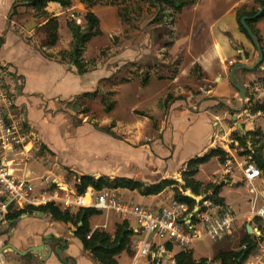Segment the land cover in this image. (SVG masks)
<instances>
[{"label":"crops","instance_id":"crops-1","mask_svg":"<svg viewBox=\"0 0 264 264\" xmlns=\"http://www.w3.org/2000/svg\"><path fill=\"white\" fill-rule=\"evenodd\" d=\"M6 1L2 16L6 21V28L9 27V31H7L6 37L0 36L3 40L0 44V64L10 67L14 72L13 77L18 78L21 82L16 86L18 93L16 96L17 113L23 114L27 122L26 126L31 133L29 144L26 147L7 150L6 160L15 177L21 171L19 167L23 165V161L31 162L41 159L45 166L52 164L53 168L59 172H56L57 176L53 179L48 177L44 179L45 183H41L40 191H47L52 182L69 189V186L64 183L66 178L64 172L66 173V171H70L78 177L88 175L97 179L101 177L125 178L151 186L164 180H180L178 177L186 171L191 160L203 157L217 148L225 151L228 154L227 158L231 156L238 158L240 156L230 149L239 152V144H234L232 135L236 132L242 136L245 135L233 122V116L238 118L246 132H254L260 129L263 133L264 144V114L252 115L250 113L251 95L258 99H256L257 102L264 101V84L260 82L264 79V67L259 69L256 67L254 71L239 69L235 72L234 80L240 84L246 94V101L243 102L239 91L232 84V70L239 64L233 61L235 45L231 44L232 40L229 41L230 44L224 45L217 52V60L213 64L208 65L200 58L196 59L194 63V66L201 67L203 74H205L203 81L213 83L212 88L202 85L201 81L194 76L185 78V74H187L186 62L173 78L165 76L157 79L153 73L146 82H142L140 79L121 78L119 75L116 77L115 84H111L113 80L110 81L112 77L109 75L112 72L108 69L103 70L99 67L93 72L79 75L76 67L62 62L60 55L53 58L46 56L51 53L53 55L59 54L61 50L57 53L53 52V49L57 47L52 50H43L38 44H25L22 38H16L13 34L15 29L13 26L16 22L9 20L15 0ZM1 4L2 0H0V6H2ZM10 36L16 39L17 44L24 47L23 50L19 51V58H16L12 54L14 50L7 46ZM262 37L264 40V31ZM237 40L239 44L243 43V52L250 56L249 60L247 58L246 64L254 67L257 63L250 65L248 62L255 55L259 61L260 53L256 46L253 43L249 44L242 34L235 37L236 42ZM261 49L264 53V43ZM194 66H192L190 73L193 72ZM116 70L119 74L120 68L117 67ZM190 73L188 76L191 75ZM163 78L164 80H161ZM179 82H185V84H178ZM187 85L192 87L194 92L189 91L190 93H187L189 96H185L186 99H175L177 101L169 103L172 104L171 107H164L163 103L167 98L172 99L173 95L175 97L186 95L183 88H186ZM142 92H145L143 96L136 99V95ZM108 93L116 94L117 99L114 103L118 110L127 108L128 113L131 112L130 115H134L135 118L133 119H136L138 112L155 117V125L145 124L148 126L143 130H137L130 123L127 126L124 124V127H120L119 124L117 127L108 128L105 121L101 125L91 122L86 112L84 115L86 121H82L79 125H74L69 119V126L63 124L64 119L61 117L64 116L63 113H58L57 122L52 121L51 109L55 105H62L63 112L67 111L71 115H79L82 113L79 112L81 108L79 100L93 99ZM149 94L152 95L154 101L148 99L152 105L147 108L141 104L146 101L145 97ZM133 97L138 102L134 103ZM165 108L166 117H164ZM244 117L246 118L245 121H243ZM109 129L117 138L103 131ZM215 164H218L217 167L209 174L207 170L210 171L212 169L210 166L213 167ZM204 171L205 174H208V180L205 182L200 179ZM32 175L31 171H27L23 174V178L32 180ZM195 180L202 185L201 190L210 189V193L204 195L207 199L215 191V186L221 187L219 197L225 200L224 206L233 209L239 217L238 230L244 227L245 236H251L249 228L252 229L255 223L252 214V201L254 202L256 199L257 205H264V177L253 185L246 184L242 181V175L238 170L228 175L225 162L222 163L220 158H214L200 167ZM74 185H71L73 190H69L76 192ZM244 187H247L248 202L244 200ZM231 189L235 190L231 191ZM226 190H228L233 203L224 195ZM252 190H255V195L252 194ZM116 192L123 198L126 192L131 191L120 189ZM162 195L154 197L160 198ZM207 199L201 202L202 205ZM173 201L174 198L168 203L161 202L156 206H144L141 203L140 205L158 210L169 207ZM198 206H201L200 203ZM245 207H249V209H245ZM75 212L72 213L75 214ZM40 216H45V218H40ZM48 217V215H30L27 213L14 224L12 234L0 238V255H2L4 264H98L84 250L81 241L75 237L76 229L72 224L55 222ZM93 219L94 217L90 221L93 231L106 230L111 234L107 229V224L93 227ZM222 241L214 243L219 246ZM43 244L49 247V250L45 248L43 255L30 253L23 257L14 250L7 249L12 246L20 252H26ZM167 244L156 245L154 248L155 257L150 256L148 258L158 259L164 254H169L170 263L175 264L174 257L177 254H174V246L172 245L173 251L169 252L166 250ZM75 247H78L79 254L73 251ZM50 248L53 250L51 255ZM217 252H215L214 257ZM123 255L126 256L127 254L124 253L119 257L120 264H122L120 259ZM214 257L202 259L212 261ZM67 258L69 263H64ZM147 259H142L140 264ZM158 264H160V260H158Z\"/></svg>","mask_w":264,"mask_h":264},{"label":"rangeland","instance_id":"rangeland-1","mask_svg":"<svg viewBox=\"0 0 264 264\" xmlns=\"http://www.w3.org/2000/svg\"><path fill=\"white\" fill-rule=\"evenodd\" d=\"M188 1L190 5L185 7L181 14H177L174 8L165 2H161V4L154 7L151 3H143L135 0H98L95 7L88 8L86 5L82 4L81 0H72V6L70 8H62L59 5L50 4L47 8V16L37 14L32 9L19 3L16 9L10 12L9 20H14L16 22L13 26L15 28L13 34L16 38H22L25 44H38L40 46L43 36L38 33L37 30L40 26L45 24L47 17H57L61 28L59 32L60 41L56 46L57 48L52 49L54 53L60 50L61 52L57 55H53V53L48 54L47 57H58L66 50L68 52L71 50L72 34L68 28V24L70 22H76V24L80 25L82 28H86V16L89 12H92L100 19L103 32L101 37L93 38L90 41L83 55L84 61L88 63L89 68L93 69L92 72L99 67L103 70H110L112 72V74L109 75L112 77L110 81L113 80L111 84H115L116 77L119 75L121 78H130L132 80L140 79L142 82H145L153 73L157 76V79L165 76L173 78L180 72V68L186 62L185 67L187 74H185V78L188 79V77L194 76L201 81L202 85L212 88L213 83H206L203 81L205 74H203L201 67L198 65L194 66L196 59L200 58V60L205 61L208 65L213 64L217 60V52H219L224 45L230 44L229 41L232 40L231 44L235 45V58L233 61L239 64L242 63V53L238 48L243 49V43L239 44L238 40L236 42L235 37L242 34L249 44H251L252 41L242 33L238 15L240 12L254 14L262 13L263 8L259 0ZM4 3L6 4L7 1L5 2V0H2V6H0V36L2 38L6 37L8 34L7 31H9V27L6 28V21L2 16L5 9ZM254 28L262 37L264 20L258 21L254 25ZM7 44L9 49L14 50L12 54H14L16 58H19V51L23 50L24 47L21 46V44H17L16 39L11 36L8 38ZM243 53L249 60L250 56L245 52ZM257 62L258 59L255 55L250 59L248 64L255 65ZM192 66H194L193 72L190 73ZM117 67L120 68L119 74L116 70ZM261 67H264V62L260 66H257V69ZM189 73L191 75L188 76ZM161 80H164V78ZM260 82L264 84V79ZM178 84H185V82H179ZM183 89L186 95H181L180 97H175V95H173L172 99L167 98L164 100V107H171L172 104L170 105L169 103L177 101L175 99H186L185 96H189L187 94L190 93L189 91L194 92V89L188 85ZM144 93L145 92L137 94L136 99L142 97ZM145 98L146 101L141 105L149 108L152 105L149 100L154 101V98H152L151 94ZM251 98L252 102H257L255 96L253 97V95H251ZM102 99L103 95L101 94L100 97L97 96L93 99L85 98V100H79L81 106L79 112H82L79 113V115H71L67 111L63 112L62 105H55V107L51 109L52 121L54 123L57 122L56 117L58 113H63L64 116H61L65 120L62 121L63 124L69 126V119L74 125H79L82 121H86L84 115L87 113L91 122L101 125L103 121H105L108 124H106L108 128L111 126L117 127L119 124L120 127H124V124L127 126L130 123L133 127H136L137 130H143L148 126L145 124L155 125L156 123L155 117L142 114L141 112H138L141 117H138L139 115L136 114V119H133L135 118L134 115H130L131 112L128 113L127 108L118 110L117 107H115L113 112L107 113L106 106L102 103ZM116 99L115 93L107 96L109 104L114 103ZM134 99L135 97H133V100ZM136 99L134 103H136V101L138 102ZM165 102L167 103L165 104ZM164 110V117H166V108ZM245 120L246 118L244 117L243 121ZM230 149L233 153L235 152V154L239 155L237 150ZM217 165L218 164H215L213 167L210 166L212 169L210 171L207 170L208 173L211 174L212 170L215 169ZM19 168L21 171L17 173L16 178L29 181L31 185L34 186L35 192H41L40 185L41 183H45L44 179L47 177L53 179L57 176L56 172H59L56 168H53L52 164H50V166H45L41 159L31 162L23 161V165ZM27 171L32 172V180L23 178V174ZM61 176L63 177V174H61ZM64 176L66 177L64 183L69 186V189L73 190L72 186L76 184V176L78 175L66 171V173L64 172ZM207 176L208 174H205L204 171L200 179L205 182L208 180ZM178 178L183 179V175ZM176 182L179 183L178 180ZM234 190L235 189H231V191ZM243 191H245L244 200L248 202L249 195L247 194V187H244ZM243 191L242 197L244 195ZM239 194L241 195V192H239ZM204 195L199 197H204ZM224 195L233 203L228 194V190H226ZM172 198H174V191L172 189L167 190L160 198H155L154 196L143 198L138 192H126L124 197H121L126 204L140 205L141 203L144 204V206H156L161 204V202L168 203ZM200 205H202V203H200ZM197 206L198 204H196L195 207ZM233 207L235 208L234 205ZM245 209H249V207H245ZM40 218H45V216H40ZM125 218H129L132 221L133 228H138L132 216L120 217L113 212H104L102 215L95 216L92 220V226L95 227L97 225L102 226L107 224L108 231L114 234L116 231V224H121ZM244 237V227L241 230H238L237 227L236 232L232 236L225 238L219 246L212 241L205 240L193 243L188 250L191 252L193 251L196 260L202 258L212 259L215 252L219 250L241 252L242 240ZM167 242L168 239L161 236H157L153 240V243L157 246H163ZM173 246L174 254L184 251L177 244ZM73 251L79 254L78 247H75ZM258 254L261 255L260 252H258ZM126 256L123 255L120 262L122 264H133L134 257L129 255ZM169 256V254H164L163 257H158V259L148 258L144 260L142 264H158V260H160V264H171ZM126 260H128V262H126ZM249 260L236 264H257L256 259L249 258Z\"/></svg>","mask_w":264,"mask_h":264},{"label":"built area","instance_id":"built-area-1","mask_svg":"<svg viewBox=\"0 0 264 264\" xmlns=\"http://www.w3.org/2000/svg\"><path fill=\"white\" fill-rule=\"evenodd\" d=\"M13 75L10 67L0 64V238L12 234L14 224L25 214L50 205L71 213L93 209L102 214L113 212L120 217L132 216L138 228H133L129 218L123 222H127L134 233L133 264H140L142 259L150 256L155 257L156 244L153 240L157 236L168 239V244H177L184 251H190L189 247L195 242H219L236 232L239 217L235 211L212 201H206L191 210L187 204L174 200L169 207L154 210L126 204L116 190L111 189L100 192L89 189L79 195L52 182L47 191L35 192L29 181L14 176L6 160L7 150L26 147L31 135L23 114L17 113L16 86L21 82ZM248 148L252 151L250 143ZM244 151L241 149V152ZM238 158L231 156L226 159L228 175L238 170L242 181L249 185L264 177L249 156ZM252 194H256L255 190H252ZM252 204L255 223L251 240L257 248L249 258L256 259L257 264H264V205L257 207L256 199ZM248 247L245 244L242 250L246 251ZM0 264H4L2 255Z\"/></svg>","mask_w":264,"mask_h":264},{"label":"trees","instance_id":"trees-1","mask_svg":"<svg viewBox=\"0 0 264 264\" xmlns=\"http://www.w3.org/2000/svg\"><path fill=\"white\" fill-rule=\"evenodd\" d=\"M143 3H151L153 6L165 2L170 4L177 14H181L185 7L190 5L188 0H135ZM82 4L88 8L96 6L98 0H81ZM21 3L23 6H27L37 14L47 16V8L50 4L59 5L62 8H70L72 6V0H15L12 11ZM263 12L260 16L249 12H240L238 15L239 23L242 28V33L247 36L249 40L255 45L257 44L262 48L263 39L260 34L254 28V25L264 20V0H259ZM247 18L245 21L246 26L251 30L254 39H252L245 25L242 24V20ZM87 27L82 28L76 22H70L68 28L72 34L71 50L69 52H63L60 54L62 62L72 64L76 67L79 75H85L92 72V68L84 61L83 55L86 52L87 45L93 38L101 37L103 35L101 29L100 19L92 12H89L86 16ZM60 22L57 17H47L45 24L39 27L37 30L43 36L41 41V49H52L55 48L60 41ZM3 40L0 38V44ZM264 55V53H263ZM47 56V55H46ZM48 58H53L49 56ZM69 61V62H67ZM148 78L145 80V82ZM111 94H105L102 99V103L106 106V112L111 113L115 108V103L109 104L107 96ZM170 98V97H169ZM250 113L252 115L264 114V101L263 102H250ZM111 136L117 138V136L111 133L109 130H103ZM263 133L260 129L256 131L247 132L246 136H242L239 132L232 135V140L239 144L238 151L239 156H249L256 166L261 170L264 176V144H263ZM248 143L252 145V151L248 148ZM241 149H245L241 152ZM228 154L220 148L211 150L208 154L203 157H197L191 160L185 172H183V184L180 185L178 182L173 180H164L156 185L147 186L143 183L125 179L115 178L111 179L108 177L95 178L92 176H81L76 177L75 190L77 194L83 195L89 189H94L97 192L105 189L111 190H128L131 192H138L143 197L160 196L167 190L172 189L174 191V200L177 202L187 204L191 210L196 206V203L185 196L186 191H191L195 196H201L209 194L210 189L201 190L202 185L195 180L196 175L200 171V167L209 163L214 158H220V161L224 163ZM221 187H214V192L209 196L207 201H212L215 204L224 205L225 200L219 197ZM25 214V213H24ZM30 215H48L55 222H62L65 224H72L75 227V237L79 239L84 247V250L88 252L92 259L98 264H120L119 257L126 253L129 256L134 257V233L127 222H123L116 226L114 235L109 234L105 230H95L91 228V219L95 216L101 215L93 209H81L77 213L64 212L55 206L42 207L36 210H32ZM20 215H23L20 214ZM247 244L248 250L241 252L224 251L219 250L212 261L208 259H201L196 261L191 251H182L174 257L175 264H236L240 260L246 261L249 256L256 251V244L251 240L250 235H246L242 240V247ZM166 250L169 252L173 251L171 244L166 245ZM64 263H69V259H65Z\"/></svg>","mask_w":264,"mask_h":264},{"label":"water","instance_id":"water-1","mask_svg":"<svg viewBox=\"0 0 264 264\" xmlns=\"http://www.w3.org/2000/svg\"><path fill=\"white\" fill-rule=\"evenodd\" d=\"M261 12L258 13V16H260ZM247 20V18H244L242 20V24L245 25V28L248 30L249 34L251 35L252 39H254L253 37V34L251 32V30L246 26V23L245 21ZM258 52L260 53V59L259 61L257 62V64L254 66V67H250L248 66L246 63H247V57L245 56V54L243 53V50L238 48V50L242 53V63L236 65L233 70H232V84L236 87V89L239 91L240 93V98L243 102L246 101V94H245V91L244 89L240 86L239 83L235 82L234 80V74L237 70L239 69H244V70H247V71H254L255 68L257 66H260L263 62H264V55H263V50L257 45L255 44ZM232 120L233 122H235L237 128L240 130V132L246 136L247 132L245 131L244 129V126L238 121V118L236 116H233L232 117ZM180 184H183V180L180 179L178 180ZM185 196L187 198H189L190 200L194 201L196 204H199L203 201H205L207 199V197H198V196H195L190 190L189 191H186L185 192ZM252 233V229L249 228V234ZM45 248H48L49 250V247L46 245V244H43V245H40V246H36V247H33L31 248L30 250L26 251V252H20L18 250H16L15 248H13L12 246H9L7 249H12L14 250L15 252H17L20 256H27L28 254L32 253L33 255H43L44 254V251H45ZM3 252V251H2ZM53 253V250L52 248H50V255ZM239 262H242V260H240Z\"/></svg>","mask_w":264,"mask_h":264},{"label":"bare ground","instance_id":"bare-ground-1","mask_svg":"<svg viewBox=\"0 0 264 264\" xmlns=\"http://www.w3.org/2000/svg\"><path fill=\"white\" fill-rule=\"evenodd\" d=\"M63 188V187H62Z\"/></svg>","mask_w":264,"mask_h":264}]
</instances>
